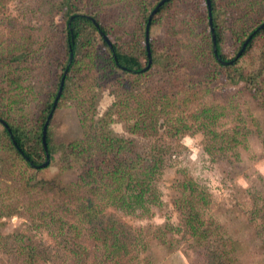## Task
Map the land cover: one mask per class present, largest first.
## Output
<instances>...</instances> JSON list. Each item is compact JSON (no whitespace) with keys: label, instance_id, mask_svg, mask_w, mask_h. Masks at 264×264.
Here are the masks:
<instances>
[{"label":"trees","instance_id":"16d2710c","mask_svg":"<svg viewBox=\"0 0 264 264\" xmlns=\"http://www.w3.org/2000/svg\"><path fill=\"white\" fill-rule=\"evenodd\" d=\"M11 1L0 0V9L5 10ZM28 1L39 15L40 27L36 33L40 37V45L31 47L30 51L33 42L30 37L27 44H18L16 48L8 49L10 54L17 51L20 57L7 55L8 52L0 46V64L4 65L10 58L23 63L25 69L44 84L47 93H37L32 88L27 90L25 97L33 103L35 111L30 114L32 118L26 114L22 119L19 115L6 118L8 113L0 104V118L10 127L9 131L0 123V150L6 153L1 162L9 178H16L19 161L24 163L26 170L50 168L51 162L46 168L39 169L36 166L46 161L43 128L53 110L63 78L64 90L54 116L57 110L69 103L78 117L81 134L69 143L54 144L50 136L51 121L47 134L51 159L61 152L58 168L73 177L69 182L72 188L93 193L96 201L110 200L109 205L117 211L125 210L131 214L149 211L146 207L148 204H153L154 208L157 206L154 204L160 197L155 183L162 159L155 154L149 156L145 151L139 153L134 150L131 140L113 133L111 123L114 122L113 117L119 115L129 123L131 119L129 129L134 134L142 137L157 134V108L166 106L167 109L169 106L163 103L162 93L171 80L159 81L161 86H158V92L154 91L152 83H148L156 79L158 70H169L172 63L167 62L168 58L173 59L172 56L177 55L181 62H187L184 67L204 75L205 83L199 82L197 86L209 85L213 92H222L226 88L243 84L264 107V66L253 63V70L246 71V63H243L248 60L246 56L254 53L256 41L264 34V28L257 31L264 24V0H211L210 7L207 0H168L152 20L150 34L152 28L158 25L165 29V36L157 40L150 38L154 62L145 71L148 66L146 28L151 13L162 0H153L152 3L151 0H148L149 3L147 0H120L122 6L114 11L113 19L121 27L126 25L127 20L132 23V27H125L127 29L121 37L116 34L114 26L101 18L104 0ZM210 9L217 55L210 25ZM238 11L240 13L236 15ZM92 16L97 19L99 27L94 24ZM231 20L234 22L230 27ZM7 27L14 28L12 21ZM254 32L256 34L245 52L236 59ZM105 36L114 38L112 47ZM178 36L187 39V42L182 43L187 53H180L178 48L169 52L167 44L175 46L171 40ZM227 41L231 43V50L224 52L223 46ZM174 73L173 70L169 71V74ZM105 89L111 90L118 100L102 117H98V95ZM189 89L197 92L195 84ZM22 100H25L23 96ZM132 100L138 103L133 110L129 106ZM230 138V143L237 141L233 135ZM23 170L19 171L21 175L18 178L20 176V181L29 185L33 178H26ZM195 186L193 181L184 183L181 191L178 206L185 216V232L195 244L203 246L209 242L207 253L201 252V257L208 264H229L223 248L219 249L212 239L218 234L208 229L204 232L202 229L205 222L199 209L203 206V197L202 193L197 194ZM75 202L77 207L74 213L78 224L71 226L70 231H73H69L68 235L64 227L59 228L58 236L66 244L64 250L67 255L63 252L64 255H61V249L57 250V258H60L57 264H70L69 257L74 258L76 264H127L124 261L127 253L137 254L143 246L137 230L114 215H106L105 206L96 211L91 204L92 199L86 201L79 197ZM42 220H46L45 227L47 221L61 222L57 216L52 215ZM77 225H81L83 230ZM257 229L260 230L255 236L264 245V224L257 225ZM86 240L90 241L88 245L85 244ZM69 245L71 248H67ZM50 249L49 246L28 245L26 242L24 246L15 249L14 254H18L21 264H41L49 261L52 253ZM11 252L4 253L11 255Z\"/></svg>","mask_w":264,"mask_h":264},{"label":"rangeland","instance_id":"374dc122","mask_svg":"<svg viewBox=\"0 0 264 264\" xmlns=\"http://www.w3.org/2000/svg\"><path fill=\"white\" fill-rule=\"evenodd\" d=\"M29 4L28 0H12L5 10L0 9V46L8 52L7 55L18 57L17 51L10 54L8 49L27 44L30 37L33 39L30 51L31 47L40 45L41 40L36 33L40 27L39 15ZM120 6V0H104L101 18L114 26L116 34L121 37L132 23L127 20L121 27L113 19L114 11ZM11 21L14 28L7 27ZM232 21L229 22L230 27L233 26ZM162 36H165V29L154 26L150 38L157 40ZM181 37L171 40L175 46L167 44L169 52L178 48L180 53H187L182 45L187 39ZM109 40L113 43L114 38ZM223 47L224 52H229L230 41ZM253 49L254 53L246 56L248 60L243 62L246 63V71L252 69L253 63L264 66V34ZM172 57L167 60L172 63L169 70H158L156 79L148 83H152L154 91L158 92L159 81L171 80L162 93L163 103L169 106L167 109L166 106L157 108V134L152 137L134 134L129 129L131 119L129 123L119 115L114 116L111 123L113 133L131 140L134 150L139 153L145 151L149 156L155 154L162 159L155 183L160 203L157 201L155 208L148 204L149 211L144 210L143 214H131L125 210L117 211L109 205L110 200L96 201L93 193L80 192L69 185L73 177L58 168L61 152L51 159L49 169L26 170L24 163L19 161V169H24L25 177L33 178L27 185L20 181V176L18 178L21 175L19 169L16 170V178L6 176L1 162L6 153L0 150V264H21L14 250L26 242L28 245L49 246L53 255L51 253L49 261L41 264H57L60 259L57 258V250L61 249V255H67L64 250L66 244L58 236V231L64 227L68 235L71 226L78 224L74 208L77 207L75 199L79 197L86 201L92 199L91 204L96 211L105 206L106 215H114L137 230L143 246L137 254L127 253L124 257L127 264H208L201 257V252L207 253L209 242L200 246L186 234L185 216L178 206L183 185L190 181L196 183L194 189L197 194L202 193L203 206L198 208L205 222L202 229L218 234L212 239L219 249L223 248L228 263L264 264V245L255 236L260 230L257 225L264 224V107L243 84L222 92H213L209 85L197 86L205 79L204 75L184 67L187 62H181L177 55ZM4 63L0 64V104L8 113L6 118L19 115L22 119L25 114L32 118L30 114L35 113L33 103L26 99L25 94L29 88L46 94L47 88L25 69L23 63L11 58ZM171 70L176 73L169 74ZM194 84L197 92L189 89ZM110 91L105 89L98 95V117H102L118 100ZM129 102L131 110L138 105L137 101ZM51 124L50 136L54 144L69 143L81 134L78 117L69 103L57 110ZM174 127L177 130L173 131ZM231 135L236 142L230 143ZM47 215L57 216L61 222L47 221L46 227L49 228L46 230V220L42 219ZM77 226L83 230L81 225ZM89 243V240L85 241L86 245ZM5 251H12L11 255ZM68 260L70 264H76L74 258L69 257Z\"/></svg>","mask_w":264,"mask_h":264},{"label":"water","instance_id":"95a60500","mask_svg":"<svg viewBox=\"0 0 264 264\" xmlns=\"http://www.w3.org/2000/svg\"><path fill=\"white\" fill-rule=\"evenodd\" d=\"M167 1L168 0H162V1H160V3L156 6V8L153 10V12L151 13V15L149 17V21H148L147 28H146V47H147V56H148V66L144 69V71L145 70H148L151 67L152 63H153V58H152V53H151V48H150V27H151V24H152V20L155 17V15L158 12V10L161 8V6L164 5ZM207 4L210 7L211 6V0H207ZM93 22H94V24L97 27H99V25L97 24V21L96 20H93ZM210 25L212 27V36H213V41H214V50H215V54L217 55L216 35H215V30L213 28V17H212L211 9H210ZM262 28H264V24L261 25L257 29V31L261 30ZM256 32H254L252 35H250V37L248 38V40L243 45L241 51L238 53L236 59H238L239 57H241L243 55V53L245 52V50H246L249 42L251 41V39L253 38V36L256 34ZM105 40L108 42V44L110 45V47H112V43L110 42V40H109V38L107 36H105ZM72 57H73V55H71V59H72ZM230 63H232V62H230ZM225 64H228V63H225ZM64 84H65V79L63 78V80L61 82V86H60L59 92H58V95H57V98H56L55 103H54L53 110H52L51 114L49 115L48 120H47V122H46V124H45V126L43 128V145H44V148L46 150V162L44 164H42L41 166H36L39 169L46 168L50 164V161H51V156H50V153L48 151V146H47L48 127H49L50 122L53 119L54 112H55V110L57 108L59 99L62 96V93H63V90H64ZM0 123H2L10 131L9 125L4 120H2L1 118H0ZM14 143L16 144V142H14Z\"/></svg>","mask_w":264,"mask_h":264}]
</instances>
